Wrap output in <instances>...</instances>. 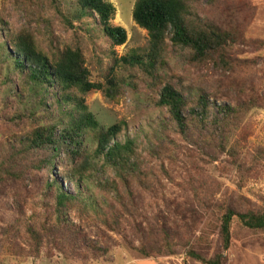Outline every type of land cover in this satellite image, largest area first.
<instances>
[{
	"label": "rangeland",
	"instance_id": "1",
	"mask_svg": "<svg viewBox=\"0 0 264 264\" xmlns=\"http://www.w3.org/2000/svg\"><path fill=\"white\" fill-rule=\"evenodd\" d=\"M70 1L0 0V20L13 29L29 26L46 52L66 45L79 47L92 80L105 83L115 79L119 83L118 99L111 100L94 90L86 95L84 105L99 130L120 123L122 129L116 140L134 142L132 162L141 171H154L157 177L132 182L126 189L114 168L105 165L97 154L94 132L82 131L77 146L76 142L70 146L63 143L61 130L69 121V111L78 114L76 104L57 103V84L46 86L38 94L30 81L25 83L29 90L23 92L24 77L12 61V49L3 47L0 31V144L11 130L31 127V121L19 125L18 115L25 116L32 106H41L38 115L57 124L56 147L23 154L14 162L17 178L0 184V230L18 216L14 194L32 204L42 202L45 189L41 180L46 177L58 178L66 191L76 192L75 182L63 173L77 167L88 179L84 193L98 210H89V214L72 211L67 219L82 227L83 238L77 240L68 233L69 243L63 246L55 231L41 245L39 254L24 239L14 241L9 234L7 245L12 248L0 247V264H205L203 258L219 253L224 264H264V229L247 228L235 217L228 248L223 247L220 234V217L226 207L239 212L264 211V158L257 171H249L253 156L264 150V0H196L202 18L232 33L234 54L246 58V66L232 71L211 64L192 66L186 61V53L169 42L163 60L156 65L157 77L170 81L186 95L201 92L218 105H240L243 114L231 132L227 130L232 137L227 146L230 153L238 154L241 169L232 163L228 148L215 152L220 150L215 143L203 141L206 133L200 127L191 126L187 134H181L167 110L157 104L158 86L152 83L160 82L153 78L150 68L122 60L135 54L144 56L149 49L148 32L133 20L136 0H108L115 7L111 23L127 32V40L120 46L111 45L95 17H77ZM249 101L258 102L259 107L247 109ZM168 146L176 149L172 158L164 153ZM73 148L81 155L83 165L72 159ZM45 160L53 162V172L47 171ZM108 180H116L119 200ZM117 213L121 215L119 225L109 229L105 221ZM161 227L173 243V253L157 252L164 242ZM141 246L148 252H140ZM21 252L29 255H16Z\"/></svg>",
	"mask_w": 264,
	"mask_h": 264
},
{
	"label": "trees",
	"instance_id": "2",
	"mask_svg": "<svg viewBox=\"0 0 264 264\" xmlns=\"http://www.w3.org/2000/svg\"><path fill=\"white\" fill-rule=\"evenodd\" d=\"M70 4L77 17H95L97 24L112 46H120L126 42V30L111 23L115 14V7L111 2L108 0H71ZM132 16L135 23L148 32L149 49L144 56L135 54L123 57L122 60L130 65L150 68L149 71L153 78L160 82V85L152 83L153 86H158L157 104L167 110L173 125L181 134H187L191 126L200 127L206 133L202 136L203 141L210 144L215 143L220 149H216L215 152L225 151L229 140L232 142L230 132L236 125L237 119L243 114L240 105L221 106L211 102V97L201 92L196 96L186 95L170 81L163 82L157 77L156 65L163 60L166 45L169 42L172 47L186 53V61L192 66L204 67L211 64L216 69L225 71L244 67L248 64L247 59L234 54L232 33L209 19L202 18L198 13L196 0H136ZM0 27L4 41L3 47L12 49V52H8L12 54L15 67L24 77L23 85L27 86L25 83L31 81L34 92L38 90L40 94L46 86L57 84L60 90V96L56 98L57 103L60 106L76 104L78 114H75L74 110L69 111V121L61 130L60 138L64 141L63 143L70 146L76 142L75 146H77L82 131L87 129L94 132L97 138V154L102 156L105 165L114 168L116 177L126 189L130 188L132 182L142 183L144 179L157 177L154 171H141L137 163L132 162L131 157L135 154L134 142L127 140L121 143L116 140V136L122 129L120 123L99 130L98 122L84 105L86 95L94 90L102 91L111 100L118 99L119 83L115 79H108L105 83L92 80L84 54L79 47L66 45L57 51L46 52L38 45L34 31L29 26L13 29L1 19ZM0 48H2L1 45ZM25 86L22 87L23 92L29 90L28 86ZM21 99H24V96H21ZM245 106L247 109L259 107L256 101H249ZM40 108L41 106L38 108L32 106L27 109L25 116L18 115L19 125L21 123L25 125L26 122L31 121V127L27 129L20 127L19 132L11 130L7 138L1 142L0 184H8L11 179L17 178L14 162H17L23 154L28 151H39L50 145L56 147L57 124L43 120V116L38 115ZM1 116L4 117V113ZM31 118L35 119V126ZM8 120L12 121L11 118ZM227 130L230 132L228 133ZM70 152L77 165L84 164L80 162L81 155L76 149H70ZM164 153L172 158L176 154V149L168 146ZM229 154L233 157L234 166L241 169L243 166L242 162L237 160L239 159L238 154L234 152H229ZM263 158L264 150L258 151L257 155L253 156L249 171H257L258 164ZM43 163L48 172L54 171L51 160H45ZM63 176L75 182L76 192L66 191L58 178L49 180V177H46L41 180V186L43 185L45 189V199L42 202L32 204L26 201V197L14 194L13 204L15 210H18V216L11 221L8 227L0 230L1 248H12L7 245L10 243L8 238L6 240L9 234H13L10 239L14 241L19 238L24 239L26 244L37 251L36 254L40 253L41 245L44 246L55 231L59 234V245L64 246L69 243L68 233L77 240L83 238L82 227L70 224L67 217L72 211L89 214V210L96 213L98 210L89 200L92 198L84 193L88 179L78 167L64 172ZM107 184H113V190L117 191L116 180H108ZM119 194L118 190L116 192L118 200L120 199ZM121 205L125 211H128L124 202H121ZM135 207L132 203V208L135 209ZM120 217L121 215L117 213L116 216L105 221L108 228L116 229ZM235 217L247 228L264 229V211L247 209L245 212H239L232 207H226L220 217V234L225 248H228L230 244V227ZM161 230L164 233V242L158 246L157 252L173 253V243L168 238L166 229L161 227ZM139 251L148 252L142 246ZM16 255L28 256L29 254L21 252ZM203 261L205 264H224L221 253L209 259L203 258Z\"/></svg>",
	"mask_w": 264,
	"mask_h": 264
}]
</instances>
